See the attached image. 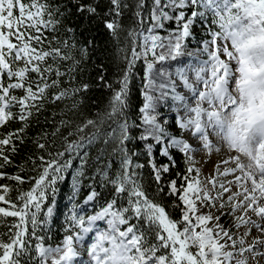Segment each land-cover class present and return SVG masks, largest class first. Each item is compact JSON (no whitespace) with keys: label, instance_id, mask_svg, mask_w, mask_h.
<instances>
[{"label":"snow or ice","instance_id":"6c2138e0","mask_svg":"<svg viewBox=\"0 0 264 264\" xmlns=\"http://www.w3.org/2000/svg\"><path fill=\"white\" fill-rule=\"evenodd\" d=\"M12 122L0 264H264V0H0Z\"/></svg>","mask_w":264,"mask_h":264},{"label":"trees","instance_id":"16d2710c","mask_svg":"<svg viewBox=\"0 0 264 264\" xmlns=\"http://www.w3.org/2000/svg\"><path fill=\"white\" fill-rule=\"evenodd\" d=\"M193 46L194 45H190V47H193ZM138 85H139V81L137 80L135 82V86L133 87V93H132V102L134 105H136L140 102V97H139L138 92H137ZM91 95H92L93 99H95L97 101L99 106H103L106 103L107 97H108V93L104 92V91H94ZM17 126H18V124H16L15 122H12L7 127L0 128V132H6L9 130H12ZM36 131H37V128L34 126L32 129H30L29 135L34 134ZM30 147H31L30 145H28L27 147L20 146L18 155H16L14 157V159L17 162L22 160L25 157V155L27 154ZM7 171L12 172V171H15V169L9 167L7 169ZM0 182H4V181H0ZM70 183H71V177L66 176V179L64 181L58 182V184H57L58 191L56 194V206L54 208V213H53V217H52V224H51V230H52V236H53L52 242L53 243H55L59 239H61L62 233L60 232V227L63 224L65 213L68 212V209L71 206L70 201H69V196L71 195ZM27 186L28 185H25V188ZM86 192H87L86 188L82 189L80 195L77 196V202L78 203L82 201L84 195H86ZM12 196L14 198L15 193H13ZM47 203H51V196L49 197V201ZM8 219L11 220L12 218L9 217Z\"/></svg>","mask_w":264,"mask_h":264},{"label":"rangeland","instance_id":"374dc122","mask_svg":"<svg viewBox=\"0 0 264 264\" xmlns=\"http://www.w3.org/2000/svg\"><path fill=\"white\" fill-rule=\"evenodd\" d=\"M216 159V157L215 156H213V160H215ZM207 170V169H206Z\"/></svg>","mask_w":264,"mask_h":264}]
</instances>
